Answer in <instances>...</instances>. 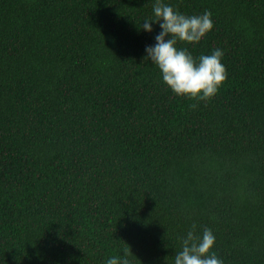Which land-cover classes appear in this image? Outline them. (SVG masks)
I'll use <instances>...</instances> for the list:
<instances>
[{
  "label": "trees",
  "instance_id": "1",
  "mask_svg": "<svg viewBox=\"0 0 264 264\" xmlns=\"http://www.w3.org/2000/svg\"><path fill=\"white\" fill-rule=\"evenodd\" d=\"M212 13L208 101L144 59L155 0H0V264H174L210 228L224 264H264V0H165Z\"/></svg>",
  "mask_w": 264,
  "mask_h": 264
},
{
  "label": "clouds",
  "instance_id": "2",
  "mask_svg": "<svg viewBox=\"0 0 264 264\" xmlns=\"http://www.w3.org/2000/svg\"><path fill=\"white\" fill-rule=\"evenodd\" d=\"M155 19L146 18L141 30L151 34L153 25L159 33L154 44L146 46L145 57L155 65L164 84L176 95L208 101L214 98L228 79V72L222 63L224 51L215 48L210 54L193 57L187 48L177 46L178 41L199 44L214 28L212 13L204 11L199 15H185L165 0H155ZM216 236L210 228H204L197 235L196 226L181 238V250L174 256V264H224L213 250ZM128 253L109 257L105 264H130Z\"/></svg>",
  "mask_w": 264,
  "mask_h": 264
}]
</instances>
